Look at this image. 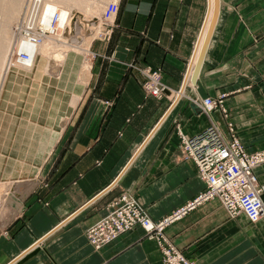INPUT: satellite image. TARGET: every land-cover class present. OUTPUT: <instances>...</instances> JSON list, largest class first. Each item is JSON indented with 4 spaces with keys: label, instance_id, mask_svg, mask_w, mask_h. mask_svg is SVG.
Listing matches in <instances>:
<instances>
[{
    "label": "crops",
    "instance_id": "1",
    "mask_svg": "<svg viewBox=\"0 0 264 264\" xmlns=\"http://www.w3.org/2000/svg\"><path fill=\"white\" fill-rule=\"evenodd\" d=\"M210 3L120 0L111 39L82 85L56 93L60 104L66 96L65 119L32 134L37 147L4 161L6 192L12 182L32 185L5 204L15 213L0 221V264H163L157 240L140 225L100 249L86 230L124 192L159 221L206 189L182 154L180 134L191 137L216 123L227 135L231 122L248 151L264 149V0H218L196 85L197 65L177 97ZM145 67L161 71V95L146 91ZM221 95L226 118L219 109L202 110L204 99ZM255 174L264 201V163ZM166 233L196 264H264V217L255 223L244 214L230 217L216 198Z\"/></svg>",
    "mask_w": 264,
    "mask_h": 264
},
{
    "label": "rangeland",
    "instance_id": "2",
    "mask_svg": "<svg viewBox=\"0 0 264 264\" xmlns=\"http://www.w3.org/2000/svg\"><path fill=\"white\" fill-rule=\"evenodd\" d=\"M119 8L120 0H0V221H8L15 213L11 206L9 213L5 209L10 194H21L13 190L24 183L27 191L32 185L21 180L12 182L6 192L1 176L4 161L10 154L13 157L33 148L32 134L44 135L56 120L65 119L66 96L62 104L57 103L62 98L55 99L56 93H65L60 90L66 87L60 79L62 73L71 72L76 77L74 86L82 85L89 70L87 64L92 65L89 63L111 39ZM32 43L36 51L28 62L23 48ZM35 96L39 99L37 105ZM29 105L32 111L26 108Z\"/></svg>",
    "mask_w": 264,
    "mask_h": 264
},
{
    "label": "built area",
    "instance_id": "3",
    "mask_svg": "<svg viewBox=\"0 0 264 264\" xmlns=\"http://www.w3.org/2000/svg\"><path fill=\"white\" fill-rule=\"evenodd\" d=\"M140 72L144 76L143 85L148 94L161 95L165 89L161 71L145 67ZM223 97L224 95L218 99H204L202 110L209 114L219 109L226 118L228 112ZM227 129L226 135L218 124L212 123L191 137L180 134L184 158L195 163L198 176L206 184L203 192L162 221H153L143 203L124 192L109 203L107 214L86 230L88 241L96 249H100L140 225L148 235L157 237L163 253V264H196L194 259L189 258L174 244L165 231L190 210L216 198L230 217L244 214L253 223L262 219L263 188L255 169L264 163V150L248 151L233 123L228 122ZM150 221L153 225H150Z\"/></svg>",
    "mask_w": 264,
    "mask_h": 264
},
{
    "label": "bare ground",
    "instance_id": "4",
    "mask_svg": "<svg viewBox=\"0 0 264 264\" xmlns=\"http://www.w3.org/2000/svg\"><path fill=\"white\" fill-rule=\"evenodd\" d=\"M214 4H215V1L213 0V6H212V0H211V3H210V10H209V14H208V17H207V21H206V23H205V26H204V28H203V30H202V32H201V35H200V37H199V39H198V42H197V45H196V47H195V50H194V54H193V57H192V60H191V62H190V65H189V69H188V73H187V75L185 76L186 78H185V81H184V87H186V81L188 80V77H189V74H190V72H191V70H192V67L193 66H195V65H197L196 63H198L197 62V60H196V58H197V56H199L200 57V55H201V53H202V50H203V46H204V44L206 43V40L208 39V32H209V27H210V25H211V22H212V19H213V16H214V11H215V8H214ZM13 10V9H12ZM9 12V11H8ZM62 12H64V14H67V11H62ZM63 14V15H64ZM10 15H11V13H10ZM9 15V16H10ZM50 17V16H49ZM42 18V17H41ZM44 19L45 20H48V18H47V14H45L44 15ZM41 20H43V18L41 19ZM50 20H52V18H50ZM45 25V24H44ZM5 34V33H4ZM82 40V39H81ZM80 40V41H81ZM83 41V40H82ZM82 41L81 42H79V43H82ZM42 47V46H41ZM24 54H26V56H28L27 58H28V62L31 60V57H32V55H33V52H35L34 51V46H33V43H32V45H27V46H25L24 48ZM84 49H86V48H84ZM84 51V50H83ZM87 50H85V52H86ZM89 51V50H88ZM61 52H59V54H60ZM90 53V52H89ZM88 54V53H87ZM25 56V57H26ZM58 57L59 58H61V57H63V55H58ZM85 58V57H84ZM195 60H196V62H195ZM199 60V59H198ZM89 64H91V63H89ZM83 65H85V64H83ZM82 65V66H83ZM47 66V65H46ZM87 69L89 68V70H90V67H89V65L87 64ZM42 67V66H41ZM85 68H86V66H85ZM85 68H83V70L85 69ZM89 70H87V72L89 71ZM48 73H49V71H48ZM82 73V72H81ZM90 73V72H89ZM192 73V72H191ZM52 75H54V74H52ZM65 75V76H64ZM89 75V74H88ZM46 76H48V75H46ZM41 77V75H39V77H38V79ZM49 77V76H48ZM51 78V77H50ZM42 79V78H41ZM61 81L65 84L64 86H66L65 88L66 89H70V88H72V87H74V84H75V82H74V79H76V77H75V75L74 74H72L71 72H68V71H64L63 73H62V76H61ZM84 82V81H83ZM183 87L181 88V90L179 91V94H178V96L177 97H180L181 95H182V93L184 92L183 90ZM73 97H74V95H73ZM80 97V96H79ZM73 99V98H72ZM34 101H36L35 103H36V105H37V102H39V99H38V97L37 96H35V98H34ZM75 102V101H74ZM39 104V103H38ZM33 107V106H32ZM34 107H36V106H34ZM75 107V106H74ZM64 120V119H63ZM62 130V129H61ZM19 184V183H18ZM24 184V183H23ZM23 184H19L18 186H17V190L18 189H22V187H23ZM20 190H18V192L20 191ZM21 193V192H20ZM129 195V194H128ZM131 196V195H130ZM177 210V209H176ZM175 210V211H176ZM168 216H166V217H164V218H167ZM163 218V219H164ZM152 219V218H151ZM163 219H161V221L163 220ZM153 220V219H152ZM153 221H155V220H153ZM160 221V220H159ZM164 223H166V222H164ZM150 225H153V222L152 221H150Z\"/></svg>",
    "mask_w": 264,
    "mask_h": 264
},
{
    "label": "water",
    "instance_id": "5",
    "mask_svg": "<svg viewBox=\"0 0 264 264\" xmlns=\"http://www.w3.org/2000/svg\"><path fill=\"white\" fill-rule=\"evenodd\" d=\"M218 10H219V6H218V3L216 5V11L214 13V16H213V19H212V22H211V25L209 27V32H208V41L206 42V44L204 45V49H203V53H202V56L200 57V59L198 60V63H197V67H198V71L197 73L195 74L194 78L192 79V82L196 85V82H197V79H198V76H199V73H200V70L202 68V65H203V62H204V58H205V55H206V52H207V49H208V46H209V42H210V39H211V36L213 34V31H214V28H215V24H216V20H217V15H218ZM207 17L205 18V21H206ZM205 21H204V24H205ZM203 24V26H204ZM202 26V27H203ZM185 84V83H184ZM184 84H183V89L184 90Z\"/></svg>",
    "mask_w": 264,
    "mask_h": 264
}]
</instances>
